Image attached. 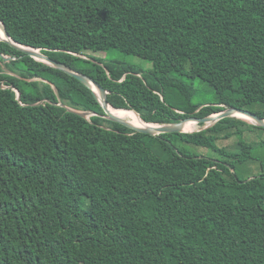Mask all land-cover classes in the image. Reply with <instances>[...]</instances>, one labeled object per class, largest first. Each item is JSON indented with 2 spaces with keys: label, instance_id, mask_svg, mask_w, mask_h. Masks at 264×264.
<instances>
[{
  "label": "trees",
  "instance_id": "obj_1",
  "mask_svg": "<svg viewBox=\"0 0 264 264\" xmlns=\"http://www.w3.org/2000/svg\"><path fill=\"white\" fill-rule=\"evenodd\" d=\"M0 20L146 122L264 118V0H0ZM104 115L91 86L0 39V264H264V138L240 126L264 127L152 135Z\"/></svg>",
  "mask_w": 264,
  "mask_h": 264
},
{
  "label": "water",
  "instance_id": "obj_2",
  "mask_svg": "<svg viewBox=\"0 0 264 264\" xmlns=\"http://www.w3.org/2000/svg\"><path fill=\"white\" fill-rule=\"evenodd\" d=\"M0 26H2L4 34H5V36H2L1 32H0V39L8 41L9 43L14 45L19 50L23 51L26 54H29L30 56H32L38 60L45 61L47 63L54 65L55 67H58L60 69L67 71L68 73L72 74L73 76H76L77 78H79L81 81H83L88 86H91L93 88L94 92L96 93V96H97L98 100L100 101V103H101V105L105 111L104 117L107 119L113 120V121L120 122V123L132 128L136 131H139L142 133H149L152 135H157L160 133H171V132H188V131L184 130V125L187 121H190V120H194V121L198 122V124H202L203 126L198 129V130H202V129L208 128L209 126L213 125L215 122H217L220 119H223L225 117L235 116V114L237 112L243 113L244 115L251 118V120H249V121H251V123L258 125V126H261V127H264V118L263 117L259 116L257 113H255L249 109L237 108V107H227V108H225L219 112H216V113H213V114H210L207 116H194V115H192V116H188L186 118H183V119H181L177 122H173V123L147 122L149 124H147L146 126L133 125L127 119L122 118V117H120V116H118V115H116L110 111V106H112V105L108 101L109 91L107 89H105L99 82H97L96 80L92 79L91 77L87 76L86 74H84L82 72L74 70L73 68L69 67L68 65H66L62 62H59L57 60L50 58L48 55L44 54L40 48L31 47V46L21 44L15 40H13L11 38V36L9 35V32L7 31L6 26L2 20H0ZM20 96H21V93L18 91V97L20 98ZM68 108H69V110H71L75 113H78L79 115H81L83 117H88V116L93 114L90 111L77 110V109H73L71 107H68ZM239 118H242V117H239ZM242 119H245V118H242Z\"/></svg>",
  "mask_w": 264,
  "mask_h": 264
},
{
  "label": "rangeland",
  "instance_id": "obj_3",
  "mask_svg": "<svg viewBox=\"0 0 264 264\" xmlns=\"http://www.w3.org/2000/svg\"><path fill=\"white\" fill-rule=\"evenodd\" d=\"M91 54L97 55L99 57H103L106 58L108 57V59H116V60H122V61H129V62H134V63H138L142 66H144L145 68L149 69L152 68V63L146 59H143L139 56L133 55V54H126V53H122L118 50H113L110 53H107L106 51H90ZM195 84L197 87V95H196V100L199 103H213L216 100L215 97V92L212 89L211 86H209L207 83L201 81L200 79H196L195 80ZM237 117V116H235ZM239 118V117H238ZM247 120L249 123H251V121ZM193 125H198V127H196L195 129L192 130H185V131H197L199 128H201L203 125L198 124L196 122H193ZM253 124V123H251ZM255 125V124H253ZM240 128L244 129V137L250 139V140H257L259 137H263L264 138V129H257L254 127H246L245 125H241ZM239 137L238 136H233L227 139H220L218 140V144L220 146L226 147L227 149H234L235 144L238 142ZM197 151H199L200 153H209L210 150L206 149V148H202V147H196L195 148Z\"/></svg>",
  "mask_w": 264,
  "mask_h": 264
},
{
  "label": "bare ground",
  "instance_id": "obj_4",
  "mask_svg": "<svg viewBox=\"0 0 264 264\" xmlns=\"http://www.w3.org/2000/svg\"><path fill=\"white\" fill-rule=\"evenodd\" d=\"M0 32H1L2 36H5L2 26H0ZM110 111L112 113L122 117V118L127 119L133 125L146 126L147 124H149V123L145 122L140 117V115L133 109H130V108H115L113 106H110ZM235 116L251 120V118H249L248 116H246V115H244L243 113H240V112H237L235 114ZM193 122H196V121H194V120L187 121L185 123V125H184V130H192V129H195L196 127H198V125L197 126L193 125L194 124ZM196 123H198V122H196Z\"/></svg>",
  "mask_w": 264,
  "mask_h": 264
}]
</instances>
